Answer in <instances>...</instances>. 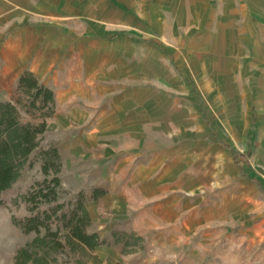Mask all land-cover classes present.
Returning a JSON list of instances; mask_svg holds the SVG:
<instances>
[{
  "label": "rangeland",
  "instance_id": "rangeland-1",
  "mask_svg": "<svg viewBox=\"0 0 264 264\" xmlns=\"http://www.w3.org/2000/svg\"><path fill=\"white\" fill-rule=\"evenodd\" d=\"M26 70L65 102L3 196L0 264L37 237L14 219L32 215L23 197L45 180L49 146L61 154L63 211L82 197L88 233L143 240L128 254L123 243L67 249L52 264H210L240 232L217 220L264 200L250 182L264 183V0H0V102L26 99L16 94ZM97 188L107 194L94 200Z\"/></svg>",
  "mask_w": 264,
  "mask_h": 264
},
{
  "label": "trees",
  "instance_id": "trees-1",
  "mask_svg": "<svg viewBox=\"0 0 264 264\" xmlns=\"http://www.w3.org/2000/svg\"><path fill=\"white\" fill-rule=\"evenodd\" d=\"M26 99H14L0 102V207L5 205L4 194L11 190L20 179L32 154L41 146L42 136L48 128L47 120L55 114V96L52 90L39 83L34 74L24 72L17 84L16 94ZM42 117L40 122L23 123L21 113ZM40 116H39V115ZM42 173L45 180L37 185L23 198L30 207L31 216L23 221L14 219V224L24 233L35 232L37 237L17 253L15 264H52L54 253L64 252L89 256L102 246L122 244L124 253H131L137 248L142 237L134 233H115L114 242L101 240L97 233H88L91 221L85 202L80 197L70 212L63 211L59 203L62 182L59 174L62 170L61 154L56 146L40 150ZM107 192L101 188L93 191V199L98 200ZM17 204V200L14 201ZM56 206L50 211L40 212V206ZM61 222L63 227L52 229V223ZM45 235H41V231ZM65 232V235H62ZM95 260V258L93 257ZM94 262V261H93ZM82 264V262H80Z\"/></svg>",
  "mask_w": 264,
  "mask_h": 264
},
{
  "label": "crops",
  "instance_id": "crops-1",
  "mask_svg": "<svg viewBox=\"0 0 264 264\" xmlns=\"http://www.w3.org/2000/svg\"><path fill=\"white\" fill-rule=\"evenodd\" d=\"M26 71H29L32 74H34V72L30 70H26ZM37 80L39 81L38 78ZM39 83L42 84L40 81ZM45 86L48 87L47 85ZM48 88L52 90L54 93L55 107L57 101L61 104L65 102L63 98H61L60 96L58 97V94L52 88L50 87ZM71 88L73 89V87ZM256 155H258L259 157L260 155L264 156V145L259 146L258 154ZM250 182L256 186L255 190L259 192V194L264 190V183H262V180L260 179L254 180L253 178L252 180H250ZM248 196L251 198L250 194ZM226 213L227 214L224 221L220 219L219 221L215 218H211V221L217 220L218 221L216 222L217 224H224V229L226 230V234H228L230 231H233V229L235 228H239L240 232L237 235L238 238L235 237L233 234L227 235V241H229L228 243H230L229 244L230 248L227 249L225 253L222 254L219 253L220 255H218L217 257L218 259H216L213 263L210 264H264V200H259V199L257 201L249 200L247 207H244L243 211L241 212L240 214L241 216L237 217L236 219L233 218L234 217L233 210L231 211L227 210ZM228 214H231V216L228 217L227 216ZM200 224H202V221L199 222V225ZM220 231L221 232L218 231L219 233L216 232V236L217 234H223L222 230ZM124 232L135 233L137 235H140L136 233L137 231L135 230H132L130 232L129 231H124ZM213 234L214 233H212L211 235ZM140 237H142V235H140ZM235 243L239 245V247H237L236 249L233 247V244Z\"/></svg>",
  "mask_w": 264,
  "mask_h": 264
}]
</instances>
